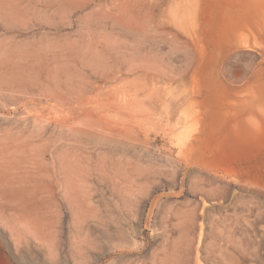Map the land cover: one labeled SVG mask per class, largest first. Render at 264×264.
<instances>
[{
  "label": "rangeland",
  "instance_id": "rangeland-1",
  "mask_svg": "<svg viewBox=\"0 0 264 264\" xmlns=\"http://www.w3.org/2000/svg\"><path fill=\"white\" fill-rule=\"evenodd\" d=\"M0 264H264V0H0Z\"/></svg>",
  "mask_w": 264,
  "mask_h": 264
}]
</instances>
